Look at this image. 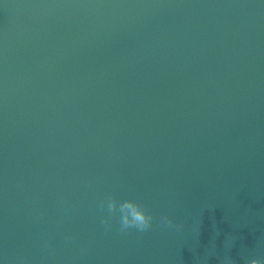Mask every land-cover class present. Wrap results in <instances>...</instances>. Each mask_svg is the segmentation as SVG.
I'll use <instances>...</instances> for the list:
<instances>
[{"label":"water","instance_id":"obj_1","mask_svg":"<svg viewBox=\"0 0 264 264\" xmlns=\"http://www.w3.org/2000/svg\"><path fill=\"white\" fill-rule=\"evenodd\" d=\"M264 264V0H0V264Z\"/></svg>","mask_w":264,"mask_h":264},{"label":"clouds","instance_id":"obj_2","mask_svg":"<svg viewBox=\"0 0 264 264\" xmlns=\"http://www.w3.org/2000/svg\"><path fill=\"white\" fill-rule=\"evenodd\" d=\"M253 264H255V262H253Z\"/></svg>","mask_w":264,"mask_h":264}]
</instances>
